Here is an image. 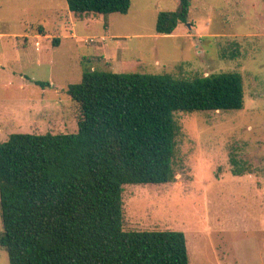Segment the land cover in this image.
<instances>
[{
    "label": "rangeland",
    "instance_id": "374dc122",
    "mask_svg": "<svg viewBox=\"0 0 264 264\" xmlns=\"http://www.w3.org/2000/svg\"><path fill=\"white\" fill-rule=\"evenodd\" d=\"M177 2L131 0L127 13L102 15L73 14L66 0H0V142L76 132L65 90L83 68L238 72L243 108L174 113L175 180L125 184L123 229L182 231L188 264H264V0H191L187 21L158 34L157 14Z\"/></svg>",
    "mask_w": 264,
    "mask_h": 264
},
{
    "label": "trees",
    "instance_id": "16d2710c",
    "mask_svg": "<svg viewBox=\"0 0 264 264\" xmlns=\"http://www.w3.org/2000/svg\"><path fill=\"white\" fill-rule=\"evenodd\" d=\"M130 2L66 0L73 14L102 15L125 14ZM190 2L159 12L156 32L185 23ZM65 92L78 108L76 132L0 142V248L9 264H188L182 231L123 229V186L173 182L174 113L243 108L241 75L83 68Z\"/></svg>",
    "mask_w": 264,
    "mask_h": 264
},
{
    "label": "crops",
    "instance_id": "0c3cea01",
    "mask_svg": "<svg viewBox=\"0 0 264 264\" xmlns=\"http://www.w3.org/2000/svg\"><path fill=\"white\" fill-rule=\"evenodd\" d=\"M38 49H39V48H38ZM106 65H107V64H106ZM110 65H111V67L115 68L117 64H115V62L112 61V64H110ZM120 68H122L121 65H120ZM121 70H122V69H120V70H112V71H114V72H119V71H121Z\"/></svg>",
    "mask_w": 264,
    "mask_h": 264
},
{
    "label": "built area",
    "instance_id": "2783aa9c",
    "mask_svg": "<svg viewBox=\"0 0 264 264\" xmlns=\"http://www.w3.org/2000/svg\"><path fill=\"white\" fill-rule=\"evenodd\" d=\"M35 45H38V42L37 41L35 42ZM36 48H38V47H36Z\"/></svg>",
    "mask_w": 264,
    "mask_h": 264
}]
</instances>
